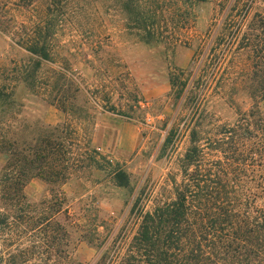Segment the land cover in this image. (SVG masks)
<instances>
[{
    "label": "rangeland",
    "instance_id": "1",
    "mask_svg": "<svg viewBox=\"0 0 264 264\" xmlns=\"http://www.w3.org/2000/svg\"><path fill=\"white\" fill-rule=\"evenodd\" d=\"M120 1L65 0L60 22H55L54 56L32 72L33 56L11 39L34 35L46 4L0 0V90L15 101L5 116L9 127L1 133L30 139L51 129L71 139L67 157L79 160L95 152L101 164L100 171L88 161L74 164L61 188L54 187L64 201L55 212L61 208L59 217L68 212L76 223L68 246L75 264H90L98 253L94 244L79 238L81 225L109 219L120 226L126 213L125 193L114 186L105 161L125 171L135 190L143 183L158 189L177 172L189 141L185 128L169 159L154 158L165 136L164 123L181 105L171 95L173 73L183 69L189 75V89L201 95L206 125L232 123L253 106L264 112V0H147L154 15L150 27L158 38L150 42L142 29L127 22ZM5 117L0 114V121ZM6 161L0 154V172ZM48 191L39 179L26 184L34 219L53 214L49 206L57 192ZM15 242L9 251L48 245L42 231Z\"/></svg>",
    "mask_w": 264,
    "mask_h": 264
},
{
    "label": "trees",
    "instance_id": "2",
    "mask_svg": "<svg viewBox=\"0 0 264 264\" xmlns=\"http://www.w3.org/2000/svg\"><path fill=\"white\" fill-rule=\"evenodd\" d=\"M43 1L46 9L34 35L10 38L33 56L32 72L54 56L55 22L66 4L65 0ZM31 2L24 0L23 4L30 6ZM120 8L127 22L146 33L144 38L149 42L158 39L150 27L154 15L147 0H122ZM204 46L199 47L201 54ZM199 72L200 66L195 76ZM185 74L180 69L169 77L171 95L181 105L170 123H164L165 136L154 157L156 162L169 159L185 128L189 141L178 159L177 172L169 174L158 189L143 183L135 190L125 171L105 161L114 186L125 193L126 213L120 226L98 219L78 229L79 238L98 249L90 264H264V112L253 106L232 123L206 125L201 95L189 89V75ZM11 95L0 90L4 117L15 104ZM4 127H9L6 117L0 121V154L7 158L0 172V264H75L68 246L76 223L68 212L59 217L61 208L55 212L64 201L63 192L54 187L68 179L66 172L74 164L88 161L94 171H100L98 155L94 152L79 160L67 157L70 152L65 147L71 139L57 136L51 129L27 139L2 134ZM32 179L41 180L49 193L57 192L54 205L49 206L53 214L32 216L24 193ZM35 231L45 233L47 249L31 245L9 251L13 242L27 241ZM34 257L37 263H31Z\"/></svg>",
    "mask_w": 264,
    "mask_h": 264
}]
</instances>
